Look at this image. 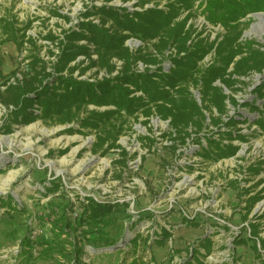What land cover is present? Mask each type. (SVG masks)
<instances>
[{
    "label": "rangeland",
    "instance_id": "obj_1",
    "mask_svg": "<svg viewBox=\"0 0 264 264\" xmlns=\"http://www.w3.org/2000/svg\"><path fill=\"white\" fill-rule=\"evenodd\" d=\"M171 1L0 0V94L6 96L8 87L23 84L33 66L48 82L45 78L54 71L65 32L79 30L82 21L99 23L98 16L84 15L93 7L142 11L166 8ZM207 1L192 0V8L182 9L180 16L192 14L187 22L192 30L189 44L201 39L215 43L198 61L201 70L216 62V47L228 34L221 23L208 21ZM4 20L16 29L20 47L12 31H5ZM240 21L238 42L248 41L264 52V8L248 11ZM154 42L130 37L125 44L134 52L155 54ZM169 55L166 51L162 63L167 72L173 65ZM110 63L116 67L112 73L92 53L79 55L69 66L76 67L78 79L96 81L116 75L124 65L118 58ZM141 63L134 68L144 71L146 65ZM261 68L233 74L231 87L214 82L226 96L222 113L213 105L205 107L201 79L195 84L189 81L193 100L205 107L207 124L199 132L189 128L191 134L184 141L174 138L170 119L156 113L115 115L95 128L83 125L91 111L111 107L88 104L75 110L66 123L38 118L25 124L12 104L0 100V264H188L192 255L193 264H264V198L247 211L250 197L260 190L264 195V127L256 123L264 117ZM29 112L40 115L41 107L35 104ZM231 117L240 122L224 125ZM208 137L222 145H238L239 150L227 158H217L215 152L206 158L204 149L215 151ZM88 197L116 203L114 222L106 228L107 236L116 241L114 248H94L86 241L89 226L79 221L87 217ZM63 214L71 227L59 234ZM164 227L172 234L161 244ZM239 239L244 242L238 244ZM202 240L211 242V249L202 246ZM77 249L82 251L80 262L75 259Z\"/></svg>",
    "mask_w": 264,
    "mask_h": 264
},
{
    "label": "trees",
    "instance_id": "obj_2",
    "mask_svg": "<svg viewBox=\"0 0 264 264\" xmlns=\"http://www.w3.org/2000/svg\"><path fill=\"white\" fill-rule=\"evenodd\" d=\"M193 2L192 0H174L169 2L166 8L156 6L142 11H129L126 7L105 5L93 7L84 15L85 17L98 16L99 23L92 20L82 21L78 24L79 30L65 32V38L59 43L60 55L54 63V71L47 74L50 79L45 78L48 82L45 83L39 78L41 72L39 73L33 66L23 84L8 87L7 95L0 94V100L4 104H12L14 109L16 108L14 114L16 117L22 115V122L25 124L34 122L38 118L53 120L59 124L66 123L74 118L75 115L71 118L70 115L75 110L88 104L111 107L105 111H91L83 125L95 128L102 123H107L115 115L133 116L141 111L144 116L149 117L156 113L161 119H170V125L175 130V139H186L191 134L189 128H194V132L195 129L199 132L205 128L207 118L203 108L210 109V105H213L219 113L225 110L226 96L224 97L221 87L214 85L216 80L231 87L235 82V79H232L233 74L245 75L252 69L261 70V66H264L263 51L254 49V45L249 46L248 41L247 43L238 42L241 35L240 19L246 16L248 11L259 8L262 10L264 2L260 0L207 1L205 13L208 21L213 24L221 23L228 30V34L225 41L216 47V62L214 61L213 65L204 70L197 68L198 61L214 48L215 43H204L201 39L189 44L192 30L187 28V22L192 14L189 12L180 19L181 10H190ZM10 24L4 20L5 31L7 33L12 31V39L20 47L22 43L16 37L17 31ZM130 37L142 41L156 40L153 43L156 53H142L141 50L134 52L125 44ZM82 40H86L87 44H79ZM166 51L170 52L168 57L173 64L168 72L162 66ZM244 52L249 53L243 56ZM92 53L98 54L102 65L107 66L108 73L116 69L110 63L113 58L123 60L124 65L114 76L109 75L96 81L78 79L74 76L76 67L69 64L79 55L90 56ZM239 55L242 56L235 60V57ZM257 57L259 59H256ZM261 61L263 64L260 63ZM139 62L146 65L144 71L134 68V65L137 66ZM232 63H234L233 70L227 72ZM43 65L46 64L43 63ZM151 66L156 67L153 69ZM42 70L46 73L45 66ZM0 76H2L1 69ZM198 79H201L203 84V98L207 103L205 107L199 106L193 100L187 85L189 81L193 84L197 83ZM138 92L142 95H137ZM35 104L41 107L40 115L29 112ZM213 120L215 119L211 121ZM239 122L231 117L223 124L230 126ZM244 122L249 120L246 119ZM214 123L219 125L217 121ZM256 123L264 127V117L258 119ZM208 138L209 143L215 146V151L204 149L203 155L206 158H212L214 152L217 158H227L237 154L239 150L238 145H222L212 137ZM238 138L247 139L243 135H238ZM121 153L126 155L124 151ZM255 172L259 174V171ZM245 191L248 193L249 189ZM263 198L262 190L256 192L249 199L247 211L251 212L255 203ZM87 201L84 208V214L87 217L84 220L80 218L79 221L81 222L79 224L89 226L84 231L86 241L94 248H114L116 241L107 236L106 228L114 222L112 215L117 210L116 203L99 202L92 197H88ZM68 205L70 208L73 207L69 203ZM64 215L61 216L59 234L71 227ZM252 226V232L257 235L258 228L254 224ZM161 232L162 239L158 242L162 244L172 233L165 227L161 229ZM163 234H165L164 237ZM242 242L244 241L239 239L237 243ZM262 242L264 249V241ZM202 245L210 249L212 246L209 241H204ZM254 248L260 257L257 245H254ZM81 252V249L76 250L77 262L81 261ZM187 263L193 264L190 261Z\"/></svg>",
    "mask_w": 264,
    "mask_h": 264
},
{
    "label": "flooded vegetation",
    "instance_id": "obj_3",
    "mask_svg": "<svg viewBox=\"0 0 264 264\" xmlns=\"http://www.w3.org/2000/svg\"><path fill=\"white\" fill-rule=\"evenodd\" d=\"M202 241L204 242V240H202ZM202 246H203V245H202ZM193 257H194V255H192V256L189 257V258L187 257L186 261H187V262H188V261H191ZM186 261H185V262H186ZM185 262H184V263H185Z\"/></svg>",
    "mask_w": 264,
    "mask_h": 264
},
{
    "label": "built area",
    "instance_id": "obj_4",
    "mask_svg": "<svg viewBox=\"0 0 264 264\" xmlns=\"http://www.w3.org/2000/svg\"><path fill=\"white\" fill-rule=\"evenodd\" d=\"M142 64V63H141ZM141 66V65H140ZM140 66H139V68H140ZM140 70H142L141 68H140ZM156 236V235H155ZM155 239V238H154Z\"/></svg>",
    "mask_w": 264,
    "mask_h": 264
},
{
    "label": "bare ground",
    "instance_id": "obj_5",
    "mask_svg": "<svg viewBox=\"0 0 264 264\" xmlns=\"http://www.w3.org/2000/svg\"><path fill=\"white\" fill-rule=\"evenodd\" d=\"M258 17H261L260 15H258Z\"/></svg>",
    "mask_w": 264,
    "mask_h": 264
}]
</instances>
